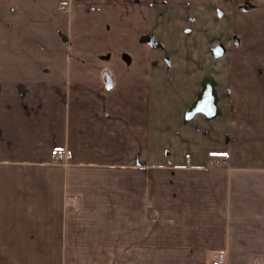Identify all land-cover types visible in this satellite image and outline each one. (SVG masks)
<instances>
[{
    "label": "crops",
    "instance_id": "1",
    "mask_svg": "<svg viewBox=\"0 0 264 264\" xmlns=\"http://www.w3.org/2000/svg\"><path fill=\"white\" fill-rule=\"evenodd\" d=\"M218 256L264 264V0H0V264Z\"/></svg>",
    "mask_w": 264,
    "mask_h": 264
},
{
    "label": "water",
    "instance_id": "2",
    "mask_svg": "<svg viewBox=\"0 0 264 264\" xmlns=\"http://www.w3.org/2000/svg\"><path fill=\"white\" fill-rule=\"evenodd\" d=\"M108 86H112V77L108 76ZM213 91V84H212V78L209 76L207 84H206V90L201 97V99L198 101V103L188 112L187 117L191 118L196 115L199 111H206L207 115L213 116L217 113L216 108V95L212 92ZM211 112V113H210Z\"/></svg>",
    "mask_w": 264,
    "mask_h": 264
},
{
    "label": "built area",
    "instance_id": "3",
    "mask_svg": "<svg viewBox=\"0 0 264 264\" xmlns=\"http://www.w3.org/2000/svg\"><path fill=\"white\" fill-rule=\"evenodd\" d=\"M53 156L57 162L67 164L69 163L73 158V152L68 149H54L53 150ZM225 161L217 162L218 166H225ZM212 264H226V260L222 256L216 257Z\"/></svg>",
    "mask_w": 264,
    "mask_h": 264
},
{
    "label": "rangeland",
    "instance_id": "4",
    "mask_svg": "<svg viewBox=\"0 0 264 264\" xmlns=\"http://www.w3.org/2000/svg\"><path fill=\"white\" fill-rule=\"evenodd\" d=\"M60 9L63 10V11H68L69 5L67 3H62V4H60Z\"/></svg>",
    "mask_w": 264,
    "mask_h": 264
}]
</instances>
